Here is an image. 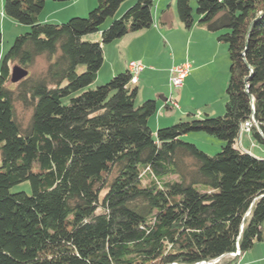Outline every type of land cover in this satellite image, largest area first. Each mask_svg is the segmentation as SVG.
<instances>
[{
    "label": "trees",
    "instance_id": "trees-1",
    "mask_svg": "<svg viewBox=\"0 0 264 264\" xmlns=\"http://www.w3.org/2000/svg\"><path fill=\"white\" fill-rule=\"evenodd\" d=\"M45 1L3 2L28 30L0 60V264H235L264 242V158L238 146L246 122L264 145V0H175L185 29L196 16L227 46L226 101L155 132L156 103L135 105L128 71L86 89L104 45L152 26L153 0L119 17L131 0H96L60 24L38 20ZM14 66L28 75L12 84ZM192 133L220 152L182 139ZM25 182L29 195L11 192Z\"/></svg>",
    "mask_w": 264,
    "mask_h": 264
},
{
    "label": "crops",
    "instance_id": "crops-1",
    "mask_svg": "<svg viewBox=\"0 0 264 264\" xmlns=\"http://www.w3.org/2000/svg\"><path fill=\"white\" fill-rule=\"evenodd\" d=\"M66 1L68 0H46L43 10L45 18L42 23L60 24L72 17H83L96 6V0H75L69 4H61ZM3 2L4 0H0V32L2 41L6 40L9 43L12 37L27 31L28 28L25 26H23L25 28H22L19 24L4 16ZM132 3L133 0L124 3L119 9L117 17ZM151 14L153 24L149 29L127 34L121 39L102 47L103 63L97 78L105 62H110L105 73L106 75L108 74L107 78H110L118 73L128 71V63L135 60L139 61L144 68L140 76H137L138 82H133L135 84H132V87L137 90L136 99L139 94H142L140 102L154 100L156 103L157 113L153 116L154 118L151 117L149 119V127L153 132L159 128L173 125L179 120L201 119L205 116L215 117L222 115L224 113L226 95L224 94L223 97L218 93L219 95L217 94V96L216 91L224 86V70L222 69L220 58L225 55V44L217 41V34L198 27L196 25V16H194L193 26L190 29H185L177 18L175 0H153ZM94 40L99 41V34L96 35ZM159 41L170 50L171 53L169 54H172L174 61H186L190 64V72L185 78L182 88L177 91V98L174 99L178 104L177 112L175 113H173L174 108L165 107L166 100L172 98L169 97L172 95H165L166 90L171 88L168 81L170 66L163 69L164 79H161L156 84L155 81L160 79V76H158L159 72L149 66L148 63L147 57L151 50L150 48L159 44ZM4 53L5 49L2 47L0 49V60ZM209 58L212 66H214L210 70L213 72L212 75L205 70L207 67L206 59ZM120 61L122 62L121 64H119ZM208 76H212V84L209 85L208 89H204V92L200 93V102L197 104L194 97L196 90L200 86V82L207 80ZM142 77L148 80H142ZM204 77L206 79H203ZM148 81L149 83H146ZM142 84L147 86L143 87ZM212 91L215 92L212 93ZM183 139L193 141L190 134L184 136ZM243 140L250 141L253 139L249 133H244L241 137L239 135V147L241 149ZM242 150L252 154L249 150Z\"/></svg>",
    "mask_w": 264,
    "mask_h": 264
},
{
    "label": "rangeland",
    "instance_id": "rangeland-1",
    "mask_svg": "<svg viewBox=\"0 0 264 264\" xmlns=\"http://www.w3.org/2000/svg\"><path fill=\"white\" fill-rule=\"evenodd\" d=\"M73 1L75 0H68L64 3H61V4H69V3H72ZM192 7L193 9H195V4L192 3ZM44 10V7L42 9V11ZM40 13V15L38 16V19L39 21H43V19L45 18V14H44V11L43 13ZM76 17H80V16H76ZM85 17V16H83ZM111 20H108L104 26L106 24H108ZM22 28H25L23 27L22 25H20ZM7 28V27H6ZM27 31L25 32H22L18 35H23L24 33H26ZM17 35V36H18ZM16 36V37H17ZM16 37H12V40H10L9 43L6 42V40L3 42L1 40V44H0V49L2 47H4L5 49V53L7 52V50L10 48V45L13 43L14 39ZM95 37H96V34H90V35H87L85 36L83 39L84 40H89L91 42H94L95 40ZM226 46V45H225ZM227 47V46H226ZM226 47H225V55L223 58H220L221 61H222V69L224 70L223 71V87L216 91V95L219 93L221 94L223 97H224V94H225V87H226V83L228 81V57H227V51H226ZM151 50L149 51L148 53V63H149V66L153 67L156 71L159 72L158 76H160V79H157L155 81V83L157 84L158 82L161 81V79H164V73H163V69L166 68L167 66H170L169 68V71L172 67L174 66H179L181 64H184V63H187L189 64L188 62H180V61H174V57H172V54H169L171 53L170 50L162 43L159 41V44H157L156 46L150 48ZM4 53V54H5ZM3 54V55H4ZM169 54V55H168ZM4 57V56H3ZM207 61V67L205 68L206 71H209V73L212 75V71H210L211 69H213L214 66H212V63H211V59H206ZM1 62V61H0ZM133 62H136V63H139V61L135 60ZM122 62L120 61L119 64H121ZM105 65H103L102 69H101V73L99 75V77L97 78V80L95 82H93L91 85H89L86 89H93L95 88L96 86L100 85L101 83H104L106 81H108L110 78H107L108 74L106 75L105 73L107 72V67L110 65V62H105L104 63ZM190 65V64H189ZM43 67V62L42 61H39V63L37 64V68H41ZM81 70V69H80ZM190 72V71H189ZM139 75V73H138ZM137 75V76H138ZM222 75V74H221ZM136 76V77H137ZM169 77H170V73H169ZM209 77V78H208ZM207 80L203 81V82H200V86L198 87V89L196 90V94H195V98H196V103L199 104V96H200V93L201 92H204V89H208L210 86V84H212L211 82V79H212V76H208ZM145 77H142V80H148V79H144ZM203 79H206L205 77ZM133 80H135V77L133 78ZM168 81H169V78H168ZM133 83V82H132ZM146 83H149L146 82ZM135 84V83H133ZM161 84V83H160ZM159 84V86H160ZM142 86L146 87L147 85L146 84H142ZM84 89V90H86ZM84 90H81V91H84ZM81 91L75 93V94H72V96L74 95H77L78 93H80ZM177 91L178 90H174V89H167L166 92H165V95H172V96H169L171 99H176L177 98ZM215 91H212V93H214ZM218 94V95H219ZM217 95V96H218ZM167 96V97H168ZM141 97H142V94H139L137 99H136V102H135V105L138 106L140 105L142 102H140L141 100ZM69 101V97L67 98H63L62 99V104L63 105H66ZM146 101V100H144ZM143 101V102H144ZM177 104V103H176ZM177 106L178 104L176 105V107H174L173 109V113L177 112ZM29 117V113H25L23 115V118H24V121H27ZM154 118V117H153ZM155 131V130H154ZM246 134L248 132H246L243 128L241 129L240 131V137L242 136V134ZM191 138L193 139V141L191 140H185L183 139L185 142H188V143H191V144H194L200 151H202L203 153H205L206 155L212 157L214 155H216L217 153L220 152L221 150V147L223 146V142H221L220 140L212 137V136H209L207 134H204V133H192L190 134ZM242 142V141H241ZM242 149L244 150H249L254 156L258 157V158H264V145H261L257 142H255L254 140H250V141H244L243 140V143H242ZM238 146H239V139H238ZM25 192L26 194H30V186H29V183L25 182V183H22V184H19V185H16L14 187L11 188V192ZM235 264H264V242H255L253 244V247L245 252L242 256L239 257V259L237 260V262Z\"/></svg>",
    "mask_w": 264,
    "mask_h": 264
},
{
    "label": "built area",
    "instance_id": "built-area-1",
    "mask_svg": "<svg viewBox=\"0 0 264 264\" xmlns=\"http://www.w3.org/2000/svg\"><path fill=\"white\" fill-rule=\"evenodd\" d=\"M143 68L144 67L141 63L130 62V63H128L127 70L130 74V69H137V71L139 72V76H140L141 72L143 71ZM189 71H190V65L187 63L172 67L169 71V73H170L169 85H170L171 89L180 90L183 86L185 78L189 74ZM131 82H138V80H132L131 79ZM166 104L170 108H174L177 105L176 101L173 99H167ZM249 127H250V124L248 122H246L243 124L241 129L243 128L246 132H248ZM233 255H238V252L236 254H233Z\"/></svg>",
    "mask_w": 264,
    "mask_h": 264
},
{
    "label": "water",
    "instance_id": "water-1",
    "mask_svg": "<svg viewBox=\"0 0 264 264\" xmlns=\"http://www.w3.org/2000/svg\"><path fill=\"white\" fill-rule=\"evenodd\" d=\"M28 72L22 70L21 68L14 66L11 70V74H10V82L12 84L18 83L19 81H21L22 79H24L25 77H27ZM217 261V260H216Z\"/></svg>",
    "mask_w": 264,
    "mask_h": 264
},
{
    "label": "bare ground",
    "instance_id": "bare-ground-1",
    "mask_svg": "<svg viewBox=\"0 0 264 264\" xmlns=\"http://www.w3.org/2000/svg\"><path fill=\"white\" fill-rule=\"evenodd\" d=\"M138 71H137V69H130V74H131V76H132V78H134L135 77V80H137V75H138Z\"/></svg>",
    "mask_w": 264,
    "mask_h": 264
}]
</instances>
